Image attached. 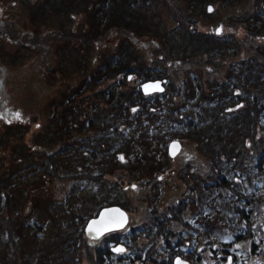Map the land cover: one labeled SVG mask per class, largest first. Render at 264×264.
<instances>
[{
	"label": "rangeland",
	"instance_id": "obj_1",
	"mask_svg": "<svg viewBox=\"0 0 264 264\" xmlns=\"http://www.w3.org/2000/svg\"><path fill=\"white\" fill-rule=\"evenodd\" d=\"M263 20L264 0H0V264H42L46 251L67 248V232L76 238L83 232L85 245L93 238L83 222L101 205L117 203L129 213L125 229L141 225L149 210L184 200L181 220L197 224L200 245L204 228L218 242L230 240L223 212L232 211L240 190L225 192V199L201 195V167L216 158L212 142L177 118L199 112L200 126L216 142L232 118L220 155L236 152L227 172H247L234 159L245 163L261 151L263 128L237 119L264 90L243 76L258 59L264 75ZM126 67L130 78L119 84ZM152 74L165 86L152 96L154 108L138 117L137 107L128 118L116 112L120 100H108V89L132 90ZM109 141L125 150L117 148L114 158ZM255 197L247 203L251 217L264 224V191ZM250 240L235 250L248 264H264ZM211 258L204 251L202 260Z\"/></svg>",
	"mask_w": 264,
	"mask_h": 264
},
{
	"label": "trees",
	"instance_id": "obj_2",
	"mask_svg": "<svg viewBox=\"0 0 264 264\" xmlns=\"http://www.w3.org/2000/svg\"><path fill=\"white\" fill-rule=\"evenodd\" d=\"M258 17L260 18V16ZM258 32L260 31H252L254 34H258ZM258 64L259 59L257 63H249L243 70V76L247 77L249 81L255 82L257 88H263L264 75L258 74ZM261 64L264 66V62H261ZM109 65L110 62L108 66ZM109 68L115 69L114 66L111 65ZM131 69V67H126L121 70L118 69L120 72H123V80H118L119 84H125L126 78H130ZM110 71L113 72V70ZM112 75L113 74H107L106 76ZM151 76L152 77L149 76V78H143L142 82L146 80L149 81V79H159L161 77L156 74H152ZM260 82L262 86H259ZM113 85L111 89H108L107 99L115 101L114 98L116 96V98L120 100V103H116L114 110H116V112L122 111L124 118H128V115L134 112L132 110L133 107H137L138 109L134 113L135 117L139 116V111H145L146 107L154 108L155 104L152 101V96H161L164 94L160 92L146 95L142 91L141 84L132 90H120L116 93V88ZM237 98H240V96ZM256 98L257 100H255ZM147 100H151V102L147 103ZM149 108H147L148 111H146L147 115L155 116L156 113ZM249 108L251 109L246 114H239L240 117L237 119V124L240 125L243 122L245 125L248 121L250 123H256L263 128L264 137V90L261 91V95H254L252 106L250 105ZM198 115L199 112H196L194 116H190L189 118L186 117L184 120L180 119V117L177 119L179 123L185 124L187 129L190 127L191 131L201 135L202 140H204L203 142L206 144L212 142L210 148L213 152L211 153H214L216 158L211 157L209 160L210 164L206 166V168L201 167L199 176L201 195L203 193L202 196L206 197V200L210 196L214 198L213 194L222 195L225 199L227 196L225 192L229 194L234 192V190H240L238 197L234 198L232 203V211L227 208L223 212L224 217H226V220L225 218L223 220L227 228L231 229L230 232L233 235L231 239L233 240L224 239L218 242L215 240L216 238L213 237L214 235L211 233L212 230L204 228L209 233H205L207 235L204 237L206 242L200 245L198 234L202 233V231L199 232V229H196L197 224L189 219L181 220L182 213L186 210L188 202L179 200L173 205L164 207L165 209L163 210L155 208L147 211V218L139 226L133 224L129 228L122 229L121 231L111 232V234L105 235L99 240H88L86 238V242L88 241V243L85 245L82 244V246L79 244L80 241H85V239L81 237L85 235L83 232L79 234L78 238L74 236L71 237L67 232V234H65L66 243L64 244L67 248L57 250L55 253L46 251L44 254H46L49 259L42 264H135L136 261H138V264H173V259L179 255L195 264H248L247 257L245 258L243 253L241 251L238 252L234 247L235 243H243L245 237L251 239V243L249 244L251 246L249 249L253 250L251 253L255 254L256 257H261L264 254V224L255 221V219L251 217L253 207L247 203L250 199L254 200L258 192L264 191V139L261 141V151L253 154L251 159H247L248 161H245V163L244 161L242 163L241 161H236L237 157H235V163L239 162L241 166H245L247 172L241 170L237 172V169L234 168L232 170L233 173L230 174L227 170L231 167V164H233V161H231L234 156L233 154L237 153L233 151L229 155L228 152L225 151V159L223 158V160L221 158L222 155H220L222 151L220 147L224 142L228 141L227 137L231 134V132H229V126L232 118L228 119L229 126L225 127L226 130L220 135V140L216 142L217 140H213L211 135L206 133L204 127L200 126L199 119L201 116ZM156 116L161 117L159 114ZM91 124L93 123L89 124L90 127L93 126ZM99 129L106 130V124L99 126ZM118 131L119 124L117 122L113 126V132L118 134ZM248 134H251V132H248ZM251 135H253V133ZM183 136H185V134L181 133V135L177 137ZM167 137V134L163 135V139ZM174 142H178V139L174 140L170 146ZM109 144L114 158L118 152L117 148H120L122 151L125 150L123 145L122 147H116L111 144V141H109ZM170 146L168 153L171 155ZM95 153L96 152H93L92 156L95 155ZM164 153H166V151ZM80 174L81 176H86V174L89 175V172ZM80 174L78 176H80ZM100 175L102 176V174H98L95 178L100 177ZM231 175H234L235 180L230 182ZM245 179L247 182H245ZM243 198L245 201L244 205H242L241 201ZM260 201H262V197ZM115 205L120 206L119 203ZM102 207L101 205L99 210ZM199 211L202 215L206 214L202 209ZM99 212L96 215H98ZM89 218L90 217H88V219ZM87 221L83 222V231L88 224ZM240 223L243 225L240 226ZM179 224H182L181 226L185 229L181 228L178 229V231H176L177 229L174 230L175 225H177L178 228ZM193 231H196L195 235ZM117 249H122V251H117ZM206 250L210 252L212 257L211 262L202 260L204 251ZM190 253L192 255H189ZM37 264H41V262Z\"/></svg>",
	"mask_w": 264,
	"mask_h": 264
},
{
	"label": "water",
	"instance_id": "obj_3",
	"mask_svg": "<svg viewBox=\"0 0 264 264\" xmlns=\"http://www.w3.org/2000/svg\"><path fill=\"white\" fill-rule=\"evenodd\" d=\"M221 31V28L218 27V32ZM155 86L158 85L159 87H151V88H147L146 86ZM142 87V91L144 94L149 95L151 93H160L163 92L165 90V86L163 84L162 79H157V80H149L146 82H143L141 84ZM174 145H176V142H174L171 146H170V153L172 154L171 151L174 150ZM113 210H118L117 212H113ZM105 213H109L110 216L108 218L105 217ZM119 213H123L124 217L126 219H123V222L120 224H116V223H111L109 224L107 230H103V226L102 225H93V221H101L103 220H107L108 219H115V220H121L122 218L119 216ZM129 213L127 210H125L122 206H118V205H110V207H103L102 209H100L99 214L96 217H92L90 219H88V224L86 225L85 231L86 234H88L89 237L93 238V239H100V237L104 234H106L107 232H111L112 230H120L122 228H124L128 223H129ZM90 226H92L93 228L97 229L94 231H89ZM195 264L192 262L187 261L186 259L182 258V256H178L174 259L173 264Z\"/></svg>",
	"mask_w": 264,
	"mask_h": 264
},
{
	"label": "snow or ice",
	"instance_id": "obj_4",
	"mask_svg": "<svg viewBox=\"0 0 264 264\" xmlns=\"http://www.w3.org/2000/svg\"><path fill=\"white\" fill-rule=\"evenodd\" d=\"M210 10H211V9H210ZM151 87H157V88H158L159 86H158V85H155V86L149 85V86H146V89H147V88H151ZM15 115H16V118H17V119L20 118V114H19V113H16ZM174 147H177V146L174 145ZM121 159H123V158L121 157ZM117 211H118V210H113V212H117ZM109 216H110L109 213H105V217H106V218H108ZM119 216L122 218L121 220L108 219L107 222H106V220H103V219H102L101 221H93V225H102V226H103V230H107L109 224H111V223L120 224V223L123 222V219H126V218L124 217V214H123V213H119ZM94 230H97V229H95V228H93L92 226H90L89 231H94ZM117 251H122V249H117ZM178 264H179V262H178Z\"/></svg>",
	"mask_w": 264,
	"mask_h": 264
},
{
	"label": "flooded vegetation",
	"instance_id": "obj_5",
	"mask_svg": "<svg viewBox=\"0 0 264 264\" xmlns=\"http://www.w3.org/2000/svg\"><path fill=\"white\" fill-rule=\"evenodd\" d=\"M112 205H115V204H112ZM125 209V208H124ZM126 210V209H125ZM100 211V210H99ZM128 211V210H127ZM131 222V221H130ZM131 226V225H130ZM130 226H127L126 228H129ZM116 231H121V230H112L111 232H116ZM111 232H107L106 234H104V235H102L101 237H103V236H105V235H108V234H111ZM100 237V238H101ZM99 240V239H98ZM180 256V255H179ZM176 258V257H175ZM174 258V259H175ZM174 259H173V262H174ZM135 263H137V261L135 262Z\"/></svg>",
	"mask_w": 264,
	"mask_h": 264
}]
</instances>
